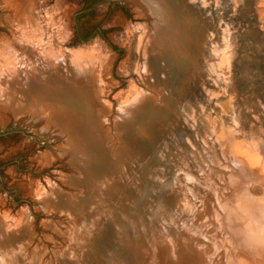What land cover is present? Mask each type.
I'll use <instances>...</instances> for the list:
<instances>
[{
    "label": "rangeland",
    "instance_id": "1",
    "mask_svg": "<svg viewBox=\"0 0 264 264\" xmlns=\"http://www.w3.org/2000/svg\"><path fill=\"white\" fill-rule=\"evenodd\" d=\"M162 1L168 52L135 0H0L48 91L0 96V264H264V0Z\"/></svg>",
    "mask_w": 264,
    "mask_h": 264
},
{
    "label": "bare ground",
    "instance_id": "2",
    "mask_svg": "<svg viewBox=\"0 0 264 264\" xmlns=\"http://www.w3.org/2000/svg\"><path fill=\"white\" fill-rule=\"evenodd\" d=\"M135 2L136 3H138L137 5L139 6V8H140V11H142V10H144V11H146V13L148 12L149 14H152L153 15V17L155 18V25L154 26H156V31L154 32V31H152L153 32V34L155 33V38H156V42H158V45H164V46H167L166 47V52H168V50H169V47L168 46H170L171 44H170V42H169V40H167V34H168V32H170V31H172V32H174V30H175V26L174 27H172L173 25L171 24V20H170V17L168 16V13H167V10H166V8H165V3L162 1V0H135ZM138 6H137V8H138ZM168 7V6H167ZM143 11V12H144ZM169 11V10H168ZM145 13V14H146ZM172 13V12H171ZM147 16H148V14H146ZM150 17V16H149ZM172 17V16H171ZM151 18V17H150ZM154 18H152V19H154ZM172 18H174V17H172ZM151 19V20H152ZM153 21V20H152ZM148 22V21H147ZM148 24V23H147ZM152 25V24H151ZM148 26H150V24L148 25ZM151 27V26H150ZM153 28V27H152ZM151 28V29H152ZM149 30H150V28H149ZM150 33V32H149ZM147 34V33H146ZM151 34V33H150ZM149 35V34H148ZM148 35H147V37H148ZM144 36H146V35H144ZM151 36H153L152 34L150 35V38H152ZM154 37V36H153ZM16 39H17V37H15ZM20 38V37H19ZM15 39V40H16ZM171 40V39H170ZM12 41V40H11ZM17 41V40H16ZM19 41L20 40H18V43H19ZM23 42V41H22ZM16 43V42H15ZM20 44V43H19ZM16 45L17 44H15V45H10V51H9V53L11 52L14 56H13V58H12V62H9V65L8 64H3L4 65V69L3 70H1V72H0V76H1V74H2V76H1V84L5 87V88H8L7 90H9V91H5L6 93L4 94V93H2L1 91H0V96L1 97H6L7 95L8 96H11V94H12V92H15L16 90H11V87L10 86H12V85H14L13 83L14 82H19V80H21L22 81V84H23V87L25 86V88H26V91L24 90V92H23V96H24V100H26L27 98H28V100L27 101H29V102H35L36 100H40V99H46L48 96H47V93H48V91H47V89H44V88H40L39 86H38V84H36V83H34L33 82V80H31L30 78H29V75H30V66H29V63L27 62V59H21V61H19L20 60V58L21 57H24V56H22V54L20 55L21 57L19 58V59H17L18 57V55L20 54L19 52H18V48L16 47ZM30 46V45H29ZM170 48H171V46H170ZM168 49V50H167ZM7 53H8V51H7ZM5 54V53H4ZM144 54V53H143ZM64 55V54H63ZM17 57V58H16ZM7 58V57H6ZM29 58V57H28ZM62 59L60 60V64H61V67L62 68H65V70L68 72V66H67V61H66V59H64L63 57H61ZM82 60V59H81ZM77 61H79V60H77ZM143 61H145V58H143ZM142 61V62H143ZM141 64V63H140ZM145 64H147V63H145ZM8 65V66H7ZM81 65H83V64H81ZM80 65V67H82ZM1 67V66H0ZM85 67V66H84ZM149 68V67H148ZM147 68V69H148ZM2 69V68H1ZM76 70V69H75ZM82 70V69H81ZM84 70V69H83ZM90 70V69H89ZM5 71H6V75H5ZM91 71V70H90ZM77 72V71H76ZM150 72V71H149ZM78 73V72H77ZM81 73V72H80ZM79 73V74H80ZM82 75H83V77L84 78H86L87 77V79L89 78V75L86 73V75L82 72ZM150 75H152V73H150ZM8 77V79L9 80H7L6 81V84H4V78L5 77ZM76 81H78L77 80V77H76ZM11 84V85H10ZM6 90V89H5ZM28 91V92H27ZM37 92H39L40 94H42V95H36V93ZM29 96H30V98H29ZM41 96V97H40ZM139 100H140V98H139ZM138 101V100H137ZM140 101H142V99L140 100ZM139 102V101H138ZM140 103V102H139ZM138 104V103H137ZM141 104H142V102H141ZM140 106V105H139ZM36 108L38 107V106H35ZM133 107H134V105H133ZM138 107V106H137ZM39 108H37V110H38ZM37 110H35L34 111V108L32 107V110H30L29 111V114L26 116V117H21V116H17V111H15V110H13L12 109V112H13V114H12V116H14V117H18L19 119H24V120H27V121H29L32 125H34V126H36V128L39 130V129H41V131H44V129L45 130H47L46 132L44 131L43 132V134L44 133H48L49 135V137H50V134L54 137H56L57 136V138L60 136V139H61V137H63L62 139L64 140V144L65 145H68V143L69 144H71L72 145V142L74 141V138H72V135L70 136H67V133H65L66 131H65V129H64V131H62V130H56V129H54V130H52V132L50 131V129H52L51 128V126L49 125V124H43L42 122H40V121H43L44 119H46V116H43V115H41ZM127 110V109H126ZM137 110V109H136ZM123 112V111H122ZM130 112H131V110H130ZM129 112V113H130ZM128 113V114H129ZM133 114V113H132ZM127 115V114H126ZM129 115H131V114H129ZM128 116V115H127ZM130 117V116H129ZM128 117V118H129ZM41 119H43V120H41ZM46 122H48L47 121V119H46ZM29 123V124H30ZM40 123H42V124H40ZM75 127V126H74ZM76 128V127H75ZM63 129V128H62ZM71 130V129H70ZM72 132H76V131H74V129L73 130H71ZM64 133V134H63ZM61 139V140H62ZM63 142V141H62ZM72 147V149H74L73 148V145L71 146ZM67 149V148H66ZM52 152V151H51ZM59 156H62V152H59ZM58 155V154H57ZM58 156V157H59ZM236 166H237V164H236ZM180 173V172H179ZM202 190V189H201ZM165 196V195H164ZM168 200V199H167ZM192 205V204H191ZM174 206V205H173ZM192 207H193V205H192ZM42 208H44V207H42ZM45 209V208H44ZM166 215V214H165ZM163 217V216H162ZM172 217V216H171ZM192 217V216H191ZM198 217V216H197ZM192 219V218H191ZM198 220V219H197ZM199 221V220H198ZM200 228H202V226L200 227ZM203 236V235H202ZM195 241V240H194ZM199 242V241H198ZM203 243V242H202ZM201 243V244H202ZM204 245V244H203ZM191 248H193V247H191ZM195 248V247H194ZM207 248V247H206ZM176 249H177V247H176ZM201 249V248H200ZM203 249V248H202ZM201 249V250H202ZM226 249V248H225ZM195 250V249H194ZM178 251V250H177ZM191 253V252H190ZM198 253V252H197ZM200 253V252H199ZM193 254V253H192ZM195 254V253H194ZM197 255V254H196ZM199 255V254H198ZM203 255L201 254L200 255V257H202ZM198 257V256H197ZM188 259V258H187ZM197 259V258H196ZM209 259V258H208ZM202 260V259H201ZM185 261V263L183 262L182 264H187V262H191V259L189 260V261H187L186 259L184 260ZM193 261V260H192ZM214 261H215V259H214ZM197 262V261H196ZM199 262V261H198ZM198 262L196 263V264H198ZM193 263H195V262H193ZM213 263V262H212ZM189 264H192V262L191 263H189Z\"/></svg>",
    "mask_w": 264,
    "mask_h": 264
},
{
    "label": "water",
    "instance_id": "3",
    "mask_svg": "<svg viewBox=\"0 0 264 264\" xmlns=\"http://www.w3.org/2000/svg\"><path fill=\"white\" fill-rule=\"evenodd\" d=\"M81 77V76H80ZM80 77H78L77 78V80L79 81L81 78ZM70 86V85H69ZM71 89V88H70ZM73 89V88H72ZM61 92L63 91L62 90V88H61V90H60ZM52 109H56V111L57 112H61V114L59 115V118H57L58 119V121H59V124H61V126H63V128H67V129H74V130H78V128H74V126H76V124L77 123H75L76 122V120L79 118L78 117V115L76 114L75 115V113H71V112H69V113H67L66 112V110H65V106H62V107H60V106H55L54 105V107L52 106ZM111 114H114V116L115 117H118V119L113 123V127L115 128V126L117 125V123H119L120 122V120L122 119L121 118V112L120 111H118V110H115V111H113ZM73 117V119H68V117ZM125 119V118H124ZM126 121L127 122H131L130 120H127L126 119ZM102 123V122H101ZM100 123V124H101ZM101 125H103V126H101L102 128H104V130L106 129V128H108V127H110L111 125H104V124H101ZM12 131H17V129H11V130H7V131H2V132H0V135H3V134H6V133H9V132H12ZM71 131V130H70ZM95 146H97V148L100 146V142H97V144L95 145ZM101 147V146H100ZM99 147V148H100ZM101 149H102V147H101ZM103 151H104V149H102ZM133 194V196L136 198L137 197V195H134V193H132ZM62 196H60L59 197V199L61 198ZM9 237H11V238H14L15 237V235H9Z\"/></svg>",
    "mask_w": 264,
    "mask_h": 264
}]
</instances>
